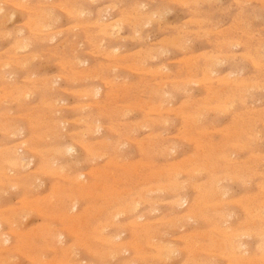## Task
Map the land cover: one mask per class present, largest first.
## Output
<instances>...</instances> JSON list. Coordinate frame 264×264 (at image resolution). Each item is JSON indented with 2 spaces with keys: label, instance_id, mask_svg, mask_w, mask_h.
Wrapping results in <instances>:
<instances>
[{
  "label": "rangeland",
  "instance_id": "obj_1",
  "mask_svg": "<svg viewBox=\"0 0 264 264\" xmlns=\"http://www.w3.org/2000/svg\"><path fill=\"white\" fill-rule=\"evenodd\" d=\"M176 1L0 0V151L10 158L0 152L1 264H264V0ZM111 21L118 30L105 34ZM15 149L25 166L14 164Z\"/></svg>",
  "mask_w": 264,
  "mask_h": 264
},
{
  "label": "bare ground",
  "instance_id": "obj_2",
  "mask_svg": "<svg viewBox=\"0 0 264 264\" xmlns=\"http://www.w3.org/2000/svg\"><path fill=\"white\" fill-rule=\"evenodd\" d=\"M88 1H89V0H88ZM90 1H91V0H90ZM179 1H180V0H179ZM179 1H176V2L178 3ZM182 1H183V0H182ZM188 1H189V0H188ZM218 1H219V0H218ZM244 1H245V0H244ZM147 2H148V1H147ZM183 2H184V1H183ZM196 2H197V1H196ZM262 2H263V1H262ZM12 3H13V2H12ZM16 3H17V2H16ZM22 3H23V2H22ZM119 3H120V2H119ZM123 3H124V2H123ZM171 3H172V1H171ZM174 3H175V2H174ZM17 4H18V3H17ZM17 4H16V5H17ZM62 4H63V3H62ZM137 4H138V3H137ZM137 4H136V5H137ZM218 4H219V3H218ZM237 4H238V3H237ZM261 4H263V3H261ZM20 5H21V4H20ZM20 5H19V7H20ZM52 5H53V4H52ZM52 5H51V6H52ZM63 5H64V4H63ZM79 5H80V4H79ZM110 5H111V4H110ZM212 5H213V4H212ZM41 6H42V5H41ZM54 6H55V5H54ZM61 6H62V5H61ZM61 6H60L59 8H61ZM105 6H106V4H105ZM108 6H109V5H108ZM199 6H200V5H199ZM14 7H16V6H14ZM22 7H23V5H22ZM22 7L19 8V9H22ZM52 7H53V6H52ZM70 7H71V6H70ZM112 7H114V6H112ZM3 8H4V6H3ZM7 8H8V7H7ZM59 8H58V9H59ZM30 9H31V8H30ZM73 9H74V8H73ZM39 10H40V9H39ZM39 10H38V11H39ZM68 10L71 11L69 8H68ZM77 10H78V9H77ZM80 10H81V9H80ZM241 10H242V9H241ZM258 10H259V9H258ZM54 11H55V10H54ZM73 11H75V10H73ZM98 11H99V10H98ZM116 11H117V10H116ZM163 11H164V9H163ZM65 12H66V11H65ZM79 12H80V11H79ZM86 12H87V11H86ZM90 12H91V11H90ZM99 12H100V11H99ZM101 12H102V11H101ZM9 13H10V12H9ZM26 13H27V12H26ZM31 13H32V12H31ZM44 13H45V12H44ZM54 13H55V12H54ZM67 13H68V12H67ZM71 13H72V11H71ZM71 13H70V14H71ZM80 13H81V12H80ZM82 13H83V12H82ZM96 13H97V12H96ZM109 13H110V12H109ZM5 14H6V13H5ZM13 14H14V13H13ZM34 14H35V13H34ZM36 14H37V13H36ZM51 14H53V12H51ZM86 14H87V13H86ZM160 14L162 15V13H160ZM166 14H167V13H166ZM198 14H199V13H198ZM207 14H208V13H207ZM8 15H9V14H8ZM37 15H38V14H37ZM48 15H49V13H48ZM68 15H69V14H68ZM163 15H164V14H163ZM196 15H197V14H196ZM259 15H260V14H259ZM12 16H13V15H12ZM74 16H75V15H73V17H74ZM125 16H126V15H125ZM146 16H147V15H146ZM167 16H169V15L167 14ZM198 16H199V15H198ZM44 17L46 18V16H44ZM49 17H50V16H49ZM51 17H52V16H51ZM75 17H76V16H75ZM86 17H87V16H86ZM89 17H91V16H89ZM165 17H166V16H165ZM206 17H207V16H206ZM12 18H13V17H12ZM12 18H11V19H12ZM56 18H58V17H56ZM60 18H61V17H60ZM80 18H81V17H80ZM132 18H133V17H132ZM150 18H151V17H150ZM157 18H158V17H157ZM162 18H164V17H162ZM166 18H167V17H166ZM166 18H164V19H166ZM7 19H8V16H7ZM7 19H6V20H7ZM11 19L9 20L10 22H11ZM48 19H49V18H48ZM76 19H77V18H76ZM81 19H82V18H81ZM167 19H168V18H167ZM175 19H176V18H175ZM246 19H247V18H246ZM43 20H44V19H43ZM83 20H84V19H83ZM91 20H92V18H91ZM103 20H106V19H103ZM115 20H116V19H115ZM124 20H125V19H124ZM127 20H128V19H127ZM162 20H163V19H162ZM47 21H48V20H47ZM47 21H46V22H47ZM57 21H58V20H57ZM73 21H74V20H73ZM166 21H167V20H166ZM166 21H165V22H166ZM199 21H200V19H199ZM25 22H26V21H25ZM84 22H85V21H84ZM92 22H93V21H92ZM94 22H95V21H94ZM98 22H99V21H98ZM101 22H103V21H101ZM107 22H108V21H107ZM126 22H127V21H126ZM189 22H190V21H189ZM219 22H220V21H219ZM32 23H33V22H32ZM52 23H54V21H53ZM77 23H78V22H77ZM105 23H106V22H105ZM105 23H104V24H105ZM111 23H113V24H109L108 26H104V30L107 31V33H105V34H108V32H111V33H114V34H115V33H116L115 31L118 30L117 27H116V25H115V23H117V22L114 23V21H111ZM162 23H163V22H162ZM170 23H171V22H170ZM196 23H197V22H196ZM5 24H6V23H5ZM8 24H9V23H8ZM8 24H6V25H8ZM86 24H87V23H86ZM94 24H96V23H94ZM94 24H93V25H94ZM101 24H102V23H101ZM104 24H103V25H104ZM16 25H17V24H16ZM18 25H19V24H18ZM23 25H24V24H23ZM28 25H30V24H28ZM31 25H32V24H31ZM78 25H79V24H78ZM105 25H106V24H105ZM2 26H3V24H2ZM32 26H33V25H32ZM45 26H46V25H45ZM81 26H82V25H81ZM81 26H79V27H81ZM94 26H96V25H94ZM239 26H240V25H239ZM251 26H252V25H251ZM66 27H67V26H66ZM92 27H93V26H92ZM96 27H97V26H96ZM101 27H103V26H101ZM101 27H100V28H101ZM134 27H135V26H134ZM213 27H214V26H213ZM216 27H217V26H216ZM2 28H3V27H2ZM41 28H43V26H41ZM119 28H120V27H119ZM136 28H137V27H136ZM39 29H40V28H39ZM141 29H142V28H141ZM60 30H61V29H60ZM65 30H66V29H65ZM210 30H211V29H210ZM15 31H16V30H15ZM19 31H20V30H19ZM56 31H57V30H56ZM70 31H71V30H70ZM94 31H95V30H94ZM133 31H134V30H133ZM188 31H189V30H188ZM31 32H33V31H31ZM35 32H36V31H35ZM60 32H61V31H60ZM65 32H66V31H65ZM80 32H81V31H80ZM100 32H101V31H100ZM100 32H99V33H100ZM140 32H141V31H140ZM203 32H204V31H203ZM206 32H207V31H206ZM241 32H243V31H241ZM17 33H18V32H17ZM38 33H39V32H38ZM47 33H48V32H47ZM51 33H52V32H51ZM62 33H63V32H62ZM75 33H76V32H75ZM138 33H139V32H138ZM7 34H8V33H7ZM11 34H12V33H11ZM43 34H44V33H43ZM49 34H50V33H49ZM83 34H84V33H83ZM94 34H95V33H94ZM148 34H149V33H148ZM203 34H204V33H203ZM256 34H257V33H256ZM41 35H42V34H41ZM240 35H241V34H240ZM72 36H73V35H72ZM79 36H80V35H79ZM93 36H94V35H93ZM113 36H114V35H113ZM132 36H133V35H132ZM147 36H148V35H147ZM200 36H201V35H200ZM109 37L111 38L110 34H109ZM130 37H131V36H130ZM177 37H178V36H177ZM202 37H203V36H202ZM202 37H199V38H202ZM23 38H24V37H23ZM26 38H27V37H26ZM26 38H25V40H26ZM76 38H77V37H76ZM136 38H137V37H136ZM45 39H46V38H45ZM50 39H51V38H50ZM66 39H67V38H66ZM111 39H112V38H111ZM120 39H121V38H120ZM131 39H132V38H131ZM187 39H188V38H187ZM4 40H5V39H4ZM21 40H22V39H21ZM23 40H24V39H23ZM99 40H100V39H99ZM165 40H166V39H165ZM17 41H18V40H17ZM160 41H161V40H160ZM190 41H191V40H190ZM233 41H234V40H233ZM25 42H26V41H25ZM45 42H46V41H45ZM49 42H50V41H49ZM229 42H230V41H229ZM229 42H228V43H229ZM15 43H16V42H15ZM20 43H21V42H20ZM20 43H19V44H20ZM41 43H42V42H41ZM91 43H92V42H91ZM103 43H104V42H103ZM156 43H157V41H156ZM0 44H1V43H0ZM9 44H10V43H9ZM26 44H27V43H26ZM32 44H33V43H32ZM38 44H39V43H38ZM38 44H37V45H38ZM149 44H150V42H149ZM164 44H165V42H164ZM171 44H172V43H171ZM229 44H230V43H229ZM236 44H237V42H236ZM20 45H21V44H20ZM33 45H35V44H33ZM39 45H40V44H39ZM18 46H19V45H18ZM24 46H25V45H24ZM24 46L22 45V47H24ZM27 46H28V45H27ZM91 46H93V45H91ZM110 46H111V45H110ZM110 46H109V47H110ZM191 46H192V45H191ZM15 47H16V46H15ZM80 47H81V46H80ZM96 47H97V46H96ZM96 47H95V48H96ZM116 47H117V46H116ZM184 47H185V46H184ZM10 48H11V47H10ZM19 48H21V46H20ZM25 48H26V46H25ZM110 48H111V47H110ZM185 48H186V47H185ZM185 48H184V49H185ZM218 48H219V47H218ZM252 48H253V47H252ZM21 49H22V48H21ZM187 49H188V48H187ZM258 49H260V48H258ZM48 50H49V49H48ZM73 50H74V49H73ZM110 50H111V49H110ZM124 50H125V48H124ZM135 50H136V49H135ZM138 50H139V49H138ZM15 51H16V50H15ZM22 51H23V50H22ZM31 51H32V50H31ZM70 51H71V49H70ZM94 51H95V50H94ZM108 51H109V50H108ZM181 51H182V50H181ZM185 51H186V50H185ZM188 51H189V50H188ZM191 51H192V50H191ZM2 52H3V51H2ZM152 52L155 54L154 51H152ZM4 53H6V52H4ZM27 53H28V52H27ZM84 53H85V52H84ZM119 53H120V52H119ZM19 54H20V53H19ZM70 54H71V53H70ZM75 54H76V51H75ZM77 54H78V53H77ZM90 54H91V53H90ZM90 54H89V55H90ZM145 54H146V53H145ZM151 54H152V53H151ZM161 54H164V52H162ZM198 54H199V53H198ZM225 54H226V53H225ZM227 54H229V53H227ZM0 55H1V54H0ZM32 55H33V54H32ZM49 55H50V54H49ZM114 55H115V54H114ZM131 55H132V53H131ZM146 55H147V54H146ZM165 55H166V54H165ZM47 56H48V55H47ZM111 56H112V55H111ZM115 56H116V55H115ZM122 56H123V55H122ZM198 56H199V55H198ZM200 56H201V53H200ZM220 56H221V55H220ZM224 56H225V55H224ZM232 56H233V54H232ZM8 57H10V56H8ZM35 57H36V56H35ZM118 57H119V56H118ZM233 57H234V56H233ZM239 57H240V56H239ZM11 58H12V56H11ZM13 58H14V57H13ZM51 58H52V57H51ZM68 58H69V57H68ZM72 58H73V57H72ZM75 58H76V57H75ZM113 58H114V57H113ZM122 58H123V57H122ZM195 58H198V57H195ZM73 59H74V58H73ZM82 59H83V58H82ZM110 59H112V58H110ZM115 59H116V58H115ZM119 59H120V58H119ZM138 59H139V58H138ZM141 59L143 60V58H141ZM221 59H222V58H221ZM243 59H244V58H243ZM194 60H195V59H194ZM215 60H216V59H215ZM241 60H242V59H241ZM176 61H177V60H176ZM217 61H218V60H217ZM59 62H60V61H59ZM69 62H70V60H69ZM234 62H236V61H234ZM237 62H238V61H237ZM237 62H236V63H237ZM239 62H240V61H239ZM6 63H7V62H6ZM70 63H71V62H70ZM188 63H189V62H188ZM215 63H216V62H215ZM242 63H243V62H242ZM259 63H261V62H259ZM262 63H263V62H262ZM13 64H14V63H13ZM59 64H60V63H59ZM134 64H135V63H134ZM252 64H253V63H252ZM47 65H48V64H47ZM47 65H46V66H47ZM0 66H1V65H0ZM21 66H22V65H21ZM50 66H51V65H50ZM59 66H60V65H59ZM106 66H107V65H106ZM116 66H117V65H116ZM123 66H124V65H123ZM142 66H143V65H142ZM240 66H241V65H240ZM242 66H243V65H242ZM253 66H254V65H253ZM3 67H4V65H3ZM12 67H13V66H12ZM43 67H45V66L43 65ZM75 67H76V66H75ZM111 67H112V66H111ZM148 67H149V66H148ZM188 67H189V66H188ZM4 68H5V67H4ZM8 68H9V67H8ZM18 68L20 69V66H18ZM18 68H17V69H18ZM31 68H32V67H31ZM119 68H120V67H119ZM141 68H142V67H141ZM149 68H150V67H149ZM239 68H240V67H239ZM0 69H1V68H0ZM14 69H15V68H14ZM39 69H41V68L39 67ZM113 69H114V68H113ZM156 69H157V68H156ZM165 69H166V68H165ZM165 69H164V70H165ZM246 69H247V68H246ZM44 70H45V69H44ZM57 70H58V69H57ZM81 70H82V69H81ZM81 70H80V71H81ZM130 70H131V69H130ZM151 70H152V68H151ZM151 70H150V71H151ZM12 71H13V70H12ZM15 71H16V70H15ZM38 71H39V70H38ZM103 71H104V69H103ZM6 72H8V71H6ZM28 72H29V71H28ZM28 72H27V73H28ZM68 72H69V71H68ZM83 72H84V71H83ZM92 72H94V71H92ZM117 72H118V71H117ZM117 72H116V73H117ZM160 72H161V71H160ZM9 73H10V72H9ZM27 73H26V74H27ZM47 73H48V72H47ZM116 73H115V74H116ZM141 73H142V72H141ZM154 73H155V72H154ZM212 73H213V72H212ZM4 74H6V73H4ZM12 74H13V72H12ZM30 74H31V73H30ZM44 74H45V73H44ZM90 74H91V73H90ZM107 74H108V73H107ZM160 74H162V73H160ZM167 74H168V73H167ZM206 74H207V73H206ZM224 74H225V73H224ZM230 74H231V72H230ZM41 75H42V74H41ZM61 75H62V73H61ZM77 75L79 76V74H77ZM81 75H82V74H81ZM111 75H112V74H111ZM116 75H117V74H116ZM121 75H122V74H121ZM236 75H237V74H236ZM2 76H3V75H2ZM4 76H5V75H4ZM23 76H24V75H23ZM38 76H39V75H38ZM50 76H51V75H50ZM55 76H57V75H55ZM62 76H63V75H62ZM84 76H85V73H84ZM84 76H83V77H84ZM117 76H118V75H117ZM125 76H126V75H125ZM158 76H159V75H158ZM162 76H163V75H162ZM210 76H212V74H211ZM220 76H221V75H220ZM238 76H239V75H238ZM57 77H58V76H57ZM76 77H77V76H76ZM80 77H81V79H82V76H80ZM85 77H86V76H85ZM96 77H97V76H96ZM96 77H95V79H96ZM215 77H216V76H215ZM224 77H225V76H224ZM226 77H227V76H226ZM236 77H237V76H236ZM0 78H1V77H0ZM43 78H44V77H43ZM216 78H217V77H216ZM220 78H221V77H220ZM232 78H233V77H232ZM1 79H2V78H1ZM1 79H0V80H1ZM11 79H12V78H11ZM14 79H15V78H14ZM52 79H53V78H52ZM52 79H51V80H52ZM55 79H56V78H55ZM59 79H60V78H59ZM66 79H67V78H66ZM87 79H88V78H87ZM92 79H93V78H92ZM92 79L90 78V80H92ZM125 79H126V78H125ZM148 79H149V78H148ZM211 79H212V78H211ZM213 79H214V78H213ZM5 80H6V79H5ZM12 80H13V79H12ZM15 80H16V79H15ZM53 80H54V79H53ZM71 80H72V79H71ZM215 80H216V79H215ZM220 80H221V79H220ZM238 80H239V79H238ZM241 80H242V79H241ZM9 81H10V80H9ZM25 81H26V80H25ZM30 81H31V80H30ZM80 81H81V80H80ZM84 81H85V80H84ZM87 81H88V80H87ZM108 81H109V80H108ZM111 81H112V79H111ZM170 81H171V80H170ZM182 81H183V80H182ZM198 81H199V80H198ZM229 81H230V80H229ZM12 82H13V81H12ZM52 82H53V81H52ZM93 82H95V81H93ZM162 82H163V81H162ZM183 82H185V80H184ZM183 82H181V83H183ZM189 82H190V81H189ZM191 82H192V81H191ZM208 82H209V81H208ZM215 82H216V81H215ZM222 82H223V81H222ZM233 82H234V81H233ZM50 83H51V82H50ZM69 83H70V82H69ZM81 83H82V82H81ZM85 83H86V82H85ZM91 83H92V82H91ZM104 83H105V82H104ZM66 84H67V83H66ZM71 84H72V83H71ZM77 84H78V83H77ZM110 84H111V83H110ZM124 84H125V83H124ZM164 84H165V83H164ZM166 84H167V82H166ZM183 84H184V83H183ZM197 84H198V82H197ZM223 84H225V83H223ZM239 84H240V83H239ZM17 85H18V84H17ZM52 85H53V84H52ZM55 85H56V84H55ZM57 85H58V84H57ZM91 85H94V84H91ZM98 85H99V84H98ZM233 85H234V84H233ZM235 85H237V84H235ZM256 85H257V84H256ZM256 85H255V86H256ZM94 86H95V85H94ZM104 86H105V85H104ZM160 86H161V85H160ZM255 86H254V87H255ZM88 87H89V86H88ZM90 87H91V86H90ZM96 87H98V86H96ZM107 87H108V86H107ZM177 87H178V86H177ZM210 87H211V86H210ZM22 88H23V87H22ZM38 88H39V86H38ZM49 88H50V87H49ZM84 88H85V87H84ZM262 88H263V86H262ZM4 89H5V88H4ZM8 89H9V88H8ZM17 89H18V88H17ZM34 89H35V88H34ZM62 89H63V88H62ZM88 89H89V88H88ZM184 89H185V88H184ZM190 89H191V88H190ZM212 89H213V88H212ZM224 89H225V88H224ZM257 89H258V88H257ZM1 90H2V89H1ZM1 90H0V91H1ZM9 90H10V89H9ZM25 90H26V89H25ZM29 90H30V89H29ZM98 90H99V89H97V91L94 92V95H97V96H98L99 93H101V92H99ZM100 90H101V89H100ZM122 90H123V89H122ZM192 90H193V89H192ZM6 91H7V90H6ZM22 91H23V90H22ZM33 91H34V90H33ZM50 91H51V90H50ZM59 91H60V90H59ZM59 91H58V92H59ZM83 91H84V90H83ZM85 91H86V90H85ZM85 91H84V92H85ZM88 91H89V90H88ZM120 91H121V90H120ZM221 91H222V90H221ZM19 92H21V91H19ZM25 92L28 94L29 91L27 92V90H26ZM25 92L23 91V93H25ZM35 92L38 93V92H40V91L37 90V91H35ZM45 92H46V91H44V93H45ZM51 92H52V91H51ZM0 93H1V92H0ZM40 93H41V92H40ZM40 93H38L37 95L40 96V95H39ZM49 93H50V92H49ZM79 93H80V92H79ZM85 93H87V91H86ZM88 93H89V92H88ZM163 93H164V92H163ZM33 94H35V93H31L30 95H33ZM46 94H47V92H46ZM90 94H91V92H90ZM5 95H6V94H5ZM11 95H12V94H11ZM30 95H28V96H30ZM162 95H163V94H162ZM242 95H243V94H242ZM9 96H10V95H9ZM15 96H16V95H15ZM22 96H23V95H22ZM44 96H45L44 98H45V100H46L48 96L46 97L45 94H44ZM49 96H50V95H49ZM92 96H93V95H92ZM11 97H14V96H11ZM24 97H25V96H24ZM85 97H86V96H85ZM90 97H91V96H90ZM90 97H89V98H90ZM98 97H99V96H98ZM190 97H191V95H190ZM14 98H17V97H14ZM18 98H19V97H18ZM18 98H17V99H18ZM44 98H43V99H44ZM49 98H50V97H49ZM49 98H48V100H49ZM56 98H57V97H56ZM64 98H65V97H64ZM82 98H83V97H82ZM172 98H173V97H172ZM213 98H215V97H213ZM2 99H3V97H2ZM20 99H21V97H20ZM23 99H24V98H23ZM34 99H35V98H34ZM52 99H54V98H52ZM52 99H51V100H52ZM77 99H78V98H77ZM159 99H160V98H159ZM167 99H168V98H167ZM6 100H7V99H6ZM58 100H60V101L63 102V99H61V98H58ZM164 100H165V99H164ZM186 100H187V99H186ZM188 100H189V99H188ZM261 100H262V99H261ZM0 101H1V100H0ZM13 101H14V100H13ZM17 101H18V100H17ZM21 101H22V100H21ZM23 101H24V100H23ZM23 101H22V102H23ZM60 101H59V102H60ZM10 102H11V101H10ZM59 102L57 101L58 104H59ZM66 102H67V101H66ZM97 102H98V101H97ZM97 102H96V103H97ZM144 102H145V101H144ZM205 102H206V101H205ZM229 102H230V101H229ZM8 103H9V102H8ZM14 103H15V102H14ZM43 103H47V102H43ZM48 103H50V102H48ZM54 103H55V102H54ZM76 103H77V102H76ZM161 103H162V102H161ZM191 103H192V102H191ZM223 103H224V102H223ZM223 103H222V104H223ZM5 104H7V103H5ZM10 104H11V103H10ZM12 104H13V103H12ZM22 104H23V103H22ZM50 104H51V103H50ZM55 104H56V103H55ZM82 104H83V103H82ZM158 104H159V102H158ZM225 104H227V102H226ZM225 104H224V105H221V106H225ZM228 104H229V103H228ZM230 104H231V103H230ZM230 104H229V105H230ZM43 105H44V104H43ZM48 105H49V104H48ZM48 105H46V106H48ZM56 105H57V104H56ZM87 105H89V104H87ZM90 105H91V104H90ZM93 105H94V104H93ZM93 105H92V106H93ZM123 105H124V104H123ZM155 105H156V104H155ZM219 105H220V104H219ZM46 106H45V107H46ZM49 106H50V105H49ZM81 106H82V105H81ZM83 106H85V105H83ZM157 106H159V105H157ZM226 106H227V105H226ZM0 107H1V106H0ZM5 107H6V106H5ZM22 107H23V106H22ZM52 107H53V105H52ZM76 107H77V106H76ZM126 107H127V106H126ZM184 107H185V106H184ZM199 107H200V106H199ZM53 108H57V107H53ZM78 108H79V106H78ZM160 108H161V107H160ZM219 108H220V107H219ZM219 108H218V109H219ZM26 109H27V108H26ZM50 109H51V107H50ZM59 109H60V107H59ZM65 109H66V107H65ZM131 109H132V108H131ZM169 109H170V108H169ZM169 109H168V110H169ZM172 109H173V108H172ZM222 109H223V107H222ZM73 110H74V109H73ZM76 110H77V109H76ZM91 110H92V108H91ZM100 110H101V109H100ZM224 110H225V109H224ZM251 110H252V109H251ZM59 111H60V110H59ZM61 111H62V110H61ZM89 111H90V110H89ZM214 111H215V109H214ZM9 112H10V110H9ZM12 112H13V111H12ZM34 112H35V111H34ZM51 112H52V110H51ZM76 112H77V111H76ZM87 112H88V111H87ZM173 112H174V111H173ZM201 112H202V111H201ZM30 113H31V112H30ZM52 113H54V112H52ZM61 113H62V112H61ZM78 113H79V112H78ZM80 113H81V111H80ZM83 113H84V112H83ZM219 113H220V112H219ZM219 113H218V114H219ZM145 114H146V113H145ZM157 114H158V113H157ZM218 114H217V115H218ZM5 115H6V114H5ZM29 115H30V114H29ZM80 115H81V114H80ZM84 115H85V114H84ZM97 115H98V114H97ZM130 115H131V114H130ZM27 116H28V115H27ZM60 116H61V115L59 114V117H60ZM82 116H83V115H82ZM120 116H121V115H120ZM15 117H16V116H15ZM44 117H45V116H44ZM47 117H48V116H47ZM55 117H56V116H55ZM59 117H58V118H59ZM85 117H86V116H85ZM2 118H3V117H2ZM42 118H43V117H42ZM66 118H67V117H66ZM87 118H88V117H87ZM91 118H92V117H91ZM95 118H96V117H95ZM189 118H190V117H189ZM55 119H56V118H55ZM118 119H119V118H118ZM145 119H146V118H145ZM185 119H186V118H185ZM223 119H224V118H223ZM21 120H22V119H21ZM14 121H15V120H14ZM17 121H18V120H17ZM61 121H62V120H61ZM74 121H75V120H74ZM10 122H12V120H11ZM55 122H57V121H55ZM55 122H54V123H55ZM93 122H94V121H93ZM96 122H97V121H96ZM98 122H99V121H98ZM22 123H23V122H22ZM25 123H26V122H25ZM47 123H48V122H47ZM77 123H78V122H77ZM100 123H101V122H100ZM36 124H37V123H36ZM59 124H60V122H59ZM59 124H58V125H59ZM89 124H90V126L93 127V124H92V125H91V123H89ZM95 124H96V123H94V125H95ZM98 124H99V123H98ZM134 124H135V123H134ZM218 124H219V123H218ZM1 125H2V124H1ZM1 125H0V126H1ZM55 125H56V123H55ZM58 125H56V127H54V128H57ZM140 125H141V124H140ZM16 126H17V125H16ZM16 126H15V127H16ZM31 126H32V125H31ZM35 126H36V125H35ZM59 126H60V125H59ZM87 126H88V125H87ZM96 126H97V125H96ZM96 126H95V127H96ZM207 126H208V125H207ZM209 126H210V125H209ZM40 127H41V126H40ZM99 127H100V126H99ZM129 127H130V126H129ZM183 127H184V126H183ZM229 127H230V126H229ZM33 128H34V127H33ZM51 128H52V127H51ZM54 128H53V130H54ZM64 128H65V127H64ZM90 128H91V127H90ZM90 128H89V130H90ZM100 128H101V127H100ZM100 128L96 127L97 131H98ZM189 128H190V127H189ZM200 128H201V127H200ZM13 129H14V128H13ZM17 129H18V128H17ZM58 129H59V128H58ZM101 129H102V128H101ZM26 130H27V129H26ZM131 130H132V128H131ZM9 131H10V130H9ZM39 131H41V130H39ZM55 131H56V129H55ZM91 131H92V134H93L94 131H93L92 129H91ZM97 131H96V132H97ZM110 131H111V130H110ZM164 131H165V130H164ZM164 131H163V132H164ZM202 131H203V130H202ZM4 132H5V131H4ZM11 132H12V131H10V133H11ZM20 132H21V131H20ZM20 132H18V133H20ZM45 132H46V131H45ZM52 132H53V131H52ZM56 132H57V131H56ZM79 132H80V131H79ZM96 132H94V133H96ZM99 132H100V131H99ZM99 132H97V133H99ZM163 132H162V133H163ZM205 132H206V131H205ZM214 132H215V131H214ZM235 132H236V131H235ZM8 133H9V132H8ZM16 133H17V131H16ZM60 133H61V132H59L58 135H60ZM97 133H96V134H97ZM6 134H7V133H6ZM13 134H14V132H13ZM44 134H45V133H44ZM77 134H78V133H77ZM77 134H76V137L78 136ZM88 134H89V133H88ZM88 134H86V136H87ZM129 134H130V133H129ZM157 134H159V133H157ZM2 135H3V134H2ZM49 135H50V134H49ZM49 135H48V137H49ZM52 135H53V133H52ZM52 135H50V136H52ZM134 135H135V134H134ZM145 135H146V134H145ZM15 136H16V134H15ZM42 136H45V135H42ZM86 136H83V137H86ZM91 136H92V135H91ZM128 136H129V135H128ZM147 136H148V135H147ZM156 136H157V135H156ZM187 136H188V135H187ZM16 137H17V136H16ZM206 137H207V136H206ZM4 138H5V137H4ZM56 138H57V136H56ZM80 138H82V137L80 136ZM94 138H95V137H94ZM125 138H126V137H125ZM35 139H36V138H35ZM41 139H42V138H41ZM95 139H96V138H95ZM103 139H104V138H103ZM106 139H107V138H106ZM9 140H10V139H9ZM22 140H23V139H22ZM30 140H31V139H30ZM33 140H34V139H33ZM50 140H51V142H52V140H53L54 143L56 142V141H54L55 139H50ZM82 140H83V139H82ZM84 140H85V139H84ZM101 140H102V139H101ZM203 140H204V139H203ZM25 141H26V140H25ZM28 141H29V140H28ZM31 141H32V140H31ZM39 141H40V140H39ZM62 141H63V140H62ZM108 141H109V140H108ZM134 141H135V139H134ZM136 141H137V140H136ZM143 141H144V140H143ZM151 141H152V140H151ZM154 141H155V140H154ZM196 141H197V140H196ZM258 141H259V140H258ZM17 142H18V141H17ZM29 142H30V141H29ZM51 142H50V143H51ZM58 142H61V141L59 140ZM58 142L55 143V145H54L55 147H57L56 144H57ZM75 142H76V141H75ZM81 142H82V141H81ZM103 142H104V141H103ZM2 143H3V142H1L0 144H2ZM50 143H49V144H50ZM63 143H64V142H63ZM101 143H102V142H101ZM137 143H138V142H137ZM58 144H59V143H58ZM58 144H57V145H58ZM60 144H62V143H60ZM76 144H77V142H76ZM85 144H86V143H85ZM105 144H107V143H105ZM143 144H144V143H143ZM263 144H264V143H263ZM16 145H17V144H16ZM35 145H37V144L35 143ZM82 145H83V144H82ZM116 145H117V144H116ZM257 145H259V144H257ZM59 146H60V145H59ZM59 146H58L57 148H55V150H56V149L59 150V149H60ZM85 146H86V145H85ZM178 146H179V145H178ZM19 147H20V146H19ZM25 147H26V146H25ZM33 147H34V145H33ZM65 147H67V146H65ZM65 147H63V149H61V150L64 151V148H65ZM70 147H71V146H70ZM106 147H108V146H106ZM117 147H118V145H117ZM117 147H116V148H117ZM123 147H124V146H123ZM8 148H9V147H8ZM14 148H15V147H14ZM58 148H59V149H58ZM74 148H75V147H74ZM88 148H89V147H88ZM10 149H12V148H10ZM16 149H17V147H16ZM16 149L13 151L14 153H12V151L10 152V153H11V157L13 158V161H15L14 164L17 163V165H19V163H20V164H22L23 166H25L26 163H24V160H26V159L15 157V156H16V154H15ZM22 149H23V148H22ZM39 149H40V148H39ZM86 149H87V148H86ZM126 149H127V148H126ZM3 150H5V149L3 148ZM3 150H2V152H3ZM7 150H9V149H7ZM43 150H44V149H43ZM43 150H42V151H43ZM50 150H51V149H50ZM65 150L67 151V148H66ZM84 150H85V149H84ZM117 150H118V148H117ZM18 151H20V149H19ZM51 151H52V150H51ZM53 151H54V150H53ZM69 151H72V149H69ZM90 151H91V150H90ZM255 151H256V150H255ZM0 152H1V151H0ZM2 152H1V153H2ZM5 152H6V151H5ZM38 152H39V151H38ZM47 152H48V151H47ZM55 152H60V150H59V151H54V153H55ZM85 152H86V151H85ZM91 152H92V151H91ZM98 152H99V151H98ZM124 152H125V151H124ZM129 152H130V151H129ZM3 153H4V152H3ZM8 153H9V152H8ZM16 153H17V152H16ZM52 153H53V152H52ZM52 153H51V155H52ZM61 153H62V151H61ZM63 153L65 154V151H64ZM66 153H67V152H66ZM122 153H123V152H122ZM222 153H223V152H222ZM256 153H257V152H256ZM4 154H5V153H4ZM31 154H33V152H32ZM55 154H58V157H60L59 155H61V154H59V153H55ZM55 154H54V155H55ZM88 154L90 155V157L92 156L91 153H88ZM95 154H96V153H95ZM95 154H94V155H95ZM130 154H131V152H130ZM130 154H129V155H130ZM181 154H182V153H181ZM232 154H233V153H232ZM37 155H38V154H37ZM94 155H93V156H94ZM131 155H132V154H131ZM1 156L3 157V155H1ZM9 156H10V155H9ZM61 156H63V155H61ZM93 156H92V157H93ZM102 156H103V155H102ZM113 156H114V155H113ZM122 156H123V155H122ZM188 156H189V155H188ZM2 157H0V158L2 159ZM4 157L9 158V157H7L6 154H5ZM41 157H42V156H41ZM50 157H51V156H50ZM52 157H54V158L56 157V158H55V161L58 160L57 162H59V160H61V159H57V158H58L57 155H56V156H52ZM63 157H64V156H63ZM63 157H62V158H63ZM131 157H132V156H131ZM222 157H223V156H222ZM37 158H38V157H37ZM48 158H49V157H48ZM54 158H50V159H53V160H54ZM64 158H65V157H64ZM66 158H67V157H66ZM96 158H97V157H96ZM9 159H10V158H9ZM67 159H68V158H67ZM171 159H173V158H171ZM219 159H222V158H219ZM3 160H4V159H3ZM147 160H148V159H147ZM193 160H194V159H193ZM225 160H226V159H225ZM8 161H9V160H8ZM42 161H43V160H42ZM55 161H54V162H55ZM182 161H183V160H182ZM2 162H3V161H2ZM4 162H5V161H4ZM11 162H12V159H11V161L9 162V164H10ZM44 162H45V160H44ZM44 162H41V163H44ZM46 162L49 163L50 161H47V160H46ZM90 162H91V161H90ZM106 162H107V161H106ZM121 162H122V161H121ZM228 162H229V161H228ZM259 162H260V161H259ZM51 163H52V162H51ZM86 163H87V162H86ZM137 163H139V162H137ZM137 163H136V164H137ZM170 163H172V162H170ZM9 164H8V165H9ZM72 164H73V163H72ZM72 164H71V165H72ZM116 164H117V163H116ZM139 164H140V163H139ZM173 164H174V163H172V165H173ZM194 164H195V163H194ZM22 165H21V166H22ZM39 165H40V164H39ZM45 165H46V163H45ZM48 165H49V164H48ZM74 165H75V164H74ZM106 165H107V163H106ZM137 165H138V164H137ZM185 165H186V164H185ZM1 166H2V165H1ZM1 166H0V167H1ZM11 166H12V168H8V166H7V169H8V170L10 169L11 172L13 171V170H11V169H13L14 167H16L17 169H18L19 167H21V166L17 167V166H15V165H13V164H11ZM11 166L9 165V167H11ZM141 166H142V165H141ZM173 166H174V165H173ZM249 166H250V165H249ZM2 167H3V166H2ZM43 167H44V166H43ZM74 167H75V166H74ZM82 167H83V166H82ZM112 167H113V166H112ZM212 167H213V166H212ZM22 168H23V167H22ZM56 168H57V167H56ZM56 168H55V169H56ZM102 168H103V167H102ZM122 168H123V167H122ZM172 168H173V167H172ZM2 169H6V168L3 167ZM36 169H37V168H36ZM36 169H35V170H36ZM55 169L53 170L54 172H56V170H57V169H56V170H55ZM60 169H61V168H60ZM120 169H121V168H120ZM124 169H125V167L123 168V170H124ZM174 169H175V168H174ZM202 169H203V168H202ZM14 170L16 171V169H14ZM18 170H19V169H18ZM18 170H17V171H18ZM39 170H41V169H39ZM73 170H75V169H73ZM5 171H7V170H5ZM10 171H9V172H10ZM49 171H51V170H49ZM127 171H128V170H127ZM175 171H176V170H175ZM0 172H2L1 169H0ZM21 172H22V170H21ZM46 172H47V171H46ZM96 172H97V171H96ZM110 172H111V171H110ZM173 172H174V171H173ZM193 172H194V170H193ZM205 172H206V171H205ZM29 173H30V172H29ZM38 173H39V172H38ZM40 173H41V172H40ZM40 173H39V174H40ZM56 173H57V172H56ZM58 173H59V172H58ZM117 173H118V172H117ZM125 173H126V172H125ZM167 173H168V172H167ZM4 174H7V172H6V173L4 172ZM49 174H50V173H49ZM51 174H52V173H51ZM82 174H83V173H82ZM82 174L80 173V175H82ZM92 174H93V173H92ZM110 174H111V173H110ZM118 174H119V173H118ZM34 175H35V174H34ZM34 175H33V176H34ZM66 175H67V174H66ZM78 175H79V174H78ZM78 175L75 174L76 177H79ZM83 175H85V174H83ZM87 175H88V173H87ZM184 175H185V174H184ZM191 175H192V174H191ZM256 175H257V174H256ZM25 176H27V175H25ZM49 176H50V175H49ZM51 176H52V175H51ZM62 176H63V174H62ZM90 176H91V174H90ZM96 176H97V175H96ZM109 176H110V175H109ZM197 176H198V175H197ZM199 176H200V175H199ZM212 176H214V175L212 174ZM215 176H216V175H215ZM262 176H263V175H262ZM2 177H4V176H2ZM10 177H11V176H10ZM82 177H83V176H82ZM146 177H147V176H146ZM190 177H191V176H190ZM0 178H1V177H0ZM5 178H7V177L5 176ZM8 178H9V177H8ZM14 178H15V177H14ZM211 178H212V177H211ZM236 178H237V177H236ZM247 178H248V177H247ZM252 178H253V177H252ZM23 179H24V178H23ZM42 179H43V178H42ZM42 179H41V181H42ZM48 179H49V178H48ZM68 179H70V178H68ZM78 179H79V178H78ZM191 179H192V178H191ZM230 179H232V178H230ZM7 180H10V178L7 179ZM21 180H22V179H21ZM31 180H32V178H31ZM75 180H76V178H75ZM83 180H84V179H83ZM87 180H88V177H87ZM89 180H90V179H89ZM148 180H149V179H148ZM192 180H193V179H192ZM11 181H12V180H11ZM23 181H24V180H23ZM46 181H47V180H46ZM72 181H73V180H72ZM111 181H112V180H111ZM118 181H119V179H118ZM153 181H154V180H153ZM228 181H229V180H228ZM235 181H236V180H235ZM241 181H242V180H241ZM39 182H40V181H39ZM77 182H79V180H78ZM100 182H101V181H100ZM124 182H125V181H123V183H124ZM142 182H143V181H142ZM185 182H186V181H185ZM3 183H4V182H3ZM40 183H41V182H40ZM40 183H39V186H40ZM73 183H75V182H73ZM91 183H92V182H91ZM117 183H118V182H117ZM176 183H177V182H176ZM245 183H246V182H245ZM29 184H31V182H30ZM32 184H34V183L32 182ZM52 184H53V183H52ZM182 184H183V183H182ZM189 184H190V183H189ZM209 184H210V183H209ZM261 184H262V183H261ZM1 185H2V184H1ZM14 185H15V184H14ZM107 185H108V184H107ZM153 185H154V184H153ZM262 185H263V184H262ZM6 186H7V185H6ZM56 186H57V184H56ZM81 186H82V185H81ZM114 186H115V185H114ZM197 186H198V183H197ZM197 186H196V187H197ZM210 186H211V184H210ZM244 186H245V185H244ZM248 186H249V185H248ZM8 187H9V186H8ZM52 187H53V186H52ZM106 187H107V186H106ZM143 187H145V186H143ZM207 187H208V186H207ZM217 187H220V186H217ZM217 187H216V188H217ZM221 187H222V186H221ZM221 187H220V188H221ZM12 188H13V187H12ZM44 188H45V187H44ZM54 188H55V187H54ZM104 188H105V187H104ZM152 188H154V187H152ZM161 188H162V187H161ZM182 188H183V187H182ZM194 188H195V187H194ZM223 188H224V187H223ZM226 188H227V187H226ZM1 189H2V188H1ZM4 189L8 190L7 188H4ZM30 189H31V188H30ZM39 189H40V188H39ZM51 189H52V188H51ZM58 189H59V188H58ZM159 189H160V188H159ZM159 189L157 188V190H159ZM260 189H261V188H260ZM9 190H10V189H9ZM19 190H20V189H19ZM55 190H56V189H55ZM166 190H167V189H166ZM166 190H165V191H166ZM174 190H175V189H174ZM196 190H197V189H196ZM207 190H209V189H207ZM42 191H43V190H42ZM51 191H52V190H50V192H51ZM140 191H141V190H140ZM152 191H154V190H152ZM162 191H163V190H162ZM171 191H172V189H171ZM214 191H215V189H214ZM37 192H38V191H37ZM54 192H55V191H54ZM116 192L118 193V190H117ZM156 192H157V191H156ZM156 192H155V193H156ZM179 192H181V191H179ZM225 192H226V191H225ZM227 192H228V191H227ZM246 192H247V191H246ZM11 193H12V192H11ZM14 193H15V192H14ZM86 193H87V192H86ZM145 193H146V192H145ZM181 193H182V192H181ZM12 194H13V193H12ZM53 194H54V193H53ZM53 194H52V195H53ZM79 194H80V193H79ZM82 194H83V193H82ZM115 194H116V193H115ZM147 194H148V193H147ZM200 194H201V193H200ZM209 194H210V193H209ZM209 194H208V195H209ZM50 195H51V194H50ZM108 195H109V194H108ZM151 195H152V194H151ZM158 195H159V194H158ZM178 195H179V194H178ZM178 195H177V196H178ZM181 195H183V194H181ZM215 195H216V194H215ZM2 196H3V193H2ZM5 196H7V195H5ZM30 196H31V195H30ZM140 196H141V195H140ZM225 196H226V195H225ZM46 197H47V196H46ZM46 197H45V198H46ZM118 197H119V196H118ZM143 197H144V196H143ZM150 197H152V196H150ZM200 197H201V196H200ZM213 197H214V196H213ZM261 197H262V196H261ZM32 198H33V197H32ZM96 198H97V197H96ZM101 198H102V197H101ZM120 198H121V196H120ZM46 199H47V198H46ZM48 199H49V198H48ZM71 199H73V198H71ZM136 199H137V198H136ZM255 199H256V198H255ZM26 200H27V199H26ZM34 200H35V198H34ZM34 200H33V201H34ZM44 200H45V199H44ZM49 200H51V199H49ZM157 200H158V199H157ZM160 200H161V199H160ZM230 200H232V199H230ZM238 200H239V199H238ZM20 201H21V200H20ZM71 201H72V200H71ZM219 201H220V200H219ZM2 202H4V201H2ZM17 202H19V201H17ZM50 202H51V201H50ZM142 202H143V200H142ZM161 202H162V201H161ZM163 202H164V201H163ZM176 202L178 203V200H177ZM232 202H233V201H232ZM245 202H246V201H245ZM4 203H5V202H4ZM116 203H117V202H116ZM125 203H126V202H125ZM136 203H137V202H136ZM136 203H135V204H136ZM183 203L186 204V205H188L189 201L187 202L186 199H183ZM226 203H227V202H226ZM252 203H253V202H252ZM24 204H25V203H24ZM49 204H50V203H49ZM99 204H100V202H99ZM179 204H180V203H179ZM197 204H198V203H197ZM228 204H229V203H228ZM35 205H36V203H35ZM41 205H42V204H41ZM44 205H45V204H44ZM129 205H130V204H129ZM132 205H133V203H132ZM132 205L129 206V207H132ZM165 205H166V204H165ZM220 205H221V204H220ZM229 205H230V204H229ZM8 206H9V205H8ZM12 206H14V205H12ZM15 206H16V205H15ZM22 206H23V205H22ZM69 206L71 207L70 209L75 210V209H77V207H78V203H77V202H74V203H71ZM125 206H126V205H125ZM127 206H128V205H127ZM175 206H176V205H175ZM222 206H223V205H222ZM231 206H232V205H231ZM246 206H247V205H246ZM246 206H245V207H246ZM257 206H258V205H257ZM259 206H260V205H259ZM259 206H258V208H259ZM2 207H3V206H2ZM44 207H46V206H44ZM122 207H123V206H122ZM255 207H256V206H255ZM16 208H17V207H16ZM16 208H15V209H16ZM20 208H21V207H20ZM37 208H38V207H37ZM57 208H58V207H57ZM102 208H103V207H102ZM154 208H155V207H154ZM156 208H157V207H156ZM236 208H237V207H236ZM23 209H24V208H23ZM23 209H22V210H23ZM29 209H30V208H29ZM34 209H35V208H34ZM97 209H98V208H97ZM123 209L125 210V207H124ZM123 209H122V210H121V209L119 210V208H118L119 211H123ZM210 209H211V208H210ZM210 209H209V210H210ZM19 210H20V209H19ZM24 210H25V209H24ZM24 210H23V211H24ZM42 210H43V209H42ZM68 210H69V209H68ZM152 210H153V209H152ZM20 211H21V210H20ZM37 211H38V210H37ZM78 211H79V210H78ZM113 211H115V210H113ZM136 211H137V210H136ZM155 211H156V209H155ZM255 211H256V210H255ZM259 211H260V210H259ZM111 212H112V210H111ZM115 212H116V211H115ZM125 212H126V210H125ZM151 212H152V211H151ZM214 212H215V211H214ZM223 212H224V211H223ZM225 212H226V211H225ZM230 212H231V211H230ZM23 213H24V212H23ZM28 213H29V212H28ZM32 213H33V212H31V214H32ZM63 213H64V212H63ZM112 213L115 214L114 212H112ZM128 213H129V212H128ZM130 213H131V212H130ZM133 213H134V212H133ZM136 213H137V212H136ZM142 213H143V211H142ZM153 213H155V212H153ZM153 213H152V215H153ZM184 213H185V212H184ZM108 214H109V213H108ZM229 214H230V213H229ZM66 215H67V214H66ZM116 215H117V214H116ZM150 215H151V214H150ZM186 215H187V214H186ZM234 215H235V214H234ZM1 216H2V215H1ZM3 216H4V213H3ZM71 216H72V215H71ZM114 216H115V215H114ZM118 216H119V215H118ZM122 216H123V215H122ZM135 216H136V215H135ZM200 216H201V215H200ZM208 216H209V215H208ZM4 217H5V216H4ZM4 217H2L1 220H2ZM42 217H43V216H42ZM48 217H49V216H48ZM132 217H133V215H132ZM168 217H169V216H168ZM170 217H171V216H170ZM176 217H177V216H176ZM181 217H182V216H181ZM181 217H180V218H181ZM214 217H215V216H214ZM224 217H225V216H224ZM251 217H252V216H251ZM108 218H109V217H108ZM112 218H113V215H112ZM143 218H144V215H143ZM143 218H142V219H143ZM180 218H179V219H180ZM220 218H221V217H220ZM225 218H226V217H225ZM10 219H11V218H10ZM106 219H107V218H106ZM175 219H176V218H175ZM48 220H49V218H48ZM79 220H81V219H79ZM116 220H117V219H116ZM133 220H134V219H133ZM182 220H184V218H183ZM204 220H205V219H204ZM207 220H208V219H207ZM50 221H51V220H50ZM82 221H83V220H82ZM110 221H111V220H110ZM110 221H109V222H110ZM134 221H135V220H134ZM136 221H137V220H136ZM248 221H249V220H248ZM15 222H16V221H15ZM104 222H105V221H104ZM109 222L107 221L108 224H109ZM132 222H133V221H132ZM154 222H155V221H154ZM9 223H10V222H9ZM18 223H19V222H18ZM152 223H153V222H152ZM183 223H184V222H183ZM189 223H190V222H189ZM82 224H84V223H82ZM85 224H86V223H85ZM108 224L105 225V228L108 227ZM113 224H114V223H113ZM125 224H126V223H125ZM193 224H194V223H193ZM242 224H244V222H243ZM254 224H255V223H254ZM259 224H260V223H259ZM19 225H20V224H19ZM98 225H99V224H98ZM128 225H130V224H128ZM134 225H135V224H134ZM141 225H142V224H141ZM144 225H145V224H144ZM147 225H148V224H147ZM233 225H234V224H233ZM11 226H12V225H11ZM11 226H10V227H11ZM43 226H44V224H43ZM80 226H81V225H80ZM102 226H104V225L102 224ZM110 226H111V225L109 224V227H110ZM136 226H138V225H135L134 227H136ZM30 227H31V226H30ZM33 227H35V226H33ZM40 227H41V226H40ZM60 227H61V226H60ZM60 227H59V228H60ZM147 227H148V226H147ZM151 227H152V226H151ZM153 227H154V226H153ZM162 227H163V226H162ZM175 227H176V226H175ZM217 227H218V226H217ZM248 227H249V226H248ZM1 228H2V223L0 222V231H1ZM12 228H13V227H12ZM12 228H11V229H12ZM28 228H29V227H28ZM75 228H76V227H75ZM98 228H100V227H97V229H98ZM105 228H104V229H105ZM136 228H137V227H136ZM154 228H155V227H154ZM227 228H228V227H227ZM234 228H235V227H234ZM255 228H256V227H255ZM14 229H15V228H14ZM54 229H55V228H54ZM60 229H61V228H60ZM60 229H59V232H57V233L55 232V234H54L55 242H59V243H60V242H63V240L65 241V232L60 231ZM72 229H73V228H72ZM102 229H103V228H102ZM104 229H103V230H104ZM158 229H159V228H158ZM38 230H39V229H38ZM46 230H48V229H46ZM65 230H66V229H65ZM91 230H92V229H91ZM131 230H132V229H131ZM145 230H146V229H145ZM145 230H144V231H145ZM215 230H216V229H215ZM224 230H225V229H224ZM11 231H12V230H11ZM13 231H14V230H13ZM32 231H33V230H32ZM50 231H51V229H50ZM80 231H81V230H80ZM83 231H84V230H83ZM86 231H87V230H86ZM135 231H136V229H135ZM137 231H139V230H137ZM142 231H143V230H142ZM142 231H141V232H142ZM203 231H204V230H203ZM216 231H217V230H216ZM218 231L220 232V230H218ZM222 231H223V230H222ZM14 232H15V231H14ZM23 232H24V231H23ZM27 232H28V231H27ZM100 232L103 234V232L100 231V229H99V234H100ZM104 232H105V230H104ZM132 232H133V231H132ZM141 232L139 231V232H136V233L139 234V233H141ZM177 232H178V231H177ZM2 233H4V232H2ZM36 233H37V232H36ZM67 233H68V232H67ZM78 233H79V232H78ZM118 233H119V231H118ZM162 233H163V232H162ZM199 233H200V231H199ZM33 234H34V233H33ZM68 234H69V233H68ZM119 234H120V233H119ZM155 234H156V233H154V235H155ZM163 234H164V233H163ZM163 234H162V235H163ZM200 234H201V233H200ZM209 234H210V233H209ZM209 234H208V235H209ZM5 235H6V234H5ZM5 235H4V236H5ZM13 235H15V234L13 233ZM37 235H38V234H37ZM104 235H105V233H104ZM115 235H116V234H114V236H113V235L111 234V237L113 236V238H115ZM132 235H133V234H132ZM134 235L136 236V234H134ZM134 235H133V236H134ZM140 235H141V234H140ZM142 235H144V233H143ZM229 235H230V234H229ZM4 236H3V237H4ZM9 236H10V235H9ZM9 236H8V237H9ZM26 236H27V235H26ZM83 236H84V235H83ZM119 236H120V235H119ZM129 236H130V234H129ZM167 236H168V235H167ZM178 236H179V235H178ZM183 236H184V235H183ZM201 236H202V235H201ZM225 236H226V233H225ZM225 236H223V238H224ZM235 236H236V235H235ZM38 237H40V236L38 235ZM73 237H74V236H73ZM89 237H90V236H89ZM91 237H92V236H91ZM102 237H103V236H101V238H100V237H99V238L102 240ZM153 237H154V236H153ZM226 237H228V236H226ZM0 238H1V237H0ZM18 238H19V237H18ZM32 238H33V237H32ZM94 238H95V237H94ZM94 238H93V239H94ZM97 238H98V237H97ZM107 238H108V237H105V239H107ZM113 238H112V239H113ZM141 238H142V236H141ZM147 238H148V237H146V239H147ZM154 238H155V237H154ZM213 238H214V237H213ZM230 238H231V237H230ZM258 238H259V237H258ZM1 239H2V238H1ZM23 239H24V237H23ZM70 239H71V238H70ZM83 239H84V238H83ZM109 239H110V237H109ZM237 239H238V238H237ZM253 239H254V238H253ZM76 240H77V239H76ZM81 240H82V239H81ZM103 240H104V239H103ZM107 240H108V239H107ZM120 240H121V239H120ZM130 240H131V239H130ZM130 240H129V241H130ZM141 240H143V239H141ZM144 240H145V238H144ZM147 240H148L147 243H149V245H150V239H147ZM164 240H165V239H164ZM185 240H186V239H185ZM226 240H227V239H226ZM230 240H231V239H230ZM3 241H4V242H8L9 240H8V238H5V239H3ZM25 241H26V240H25ZM35 241H36V240H35ZM43 241H44V240H43ZM43 241H42V242H43ZM97 241H98V240H97ZM105 241H106V240H105ZM136 241H137V240H136ZM263 241H264V240H263ZM263 241H261V242H263ZM1 242H2V240H1ZM18 242H19V241H18ZM26 242H27V241H26ZM26 242H24V243L27 244L28 242H27V243H26ZM52 242H53V241H52ZM101 242H102V241H101ZM103 242H104V241H103ZM109 242H110V241H106V242H104V243L108 246V245L110 244ZM111 242H112V241H111ZM113 242H114V241H113ZM113 242H112V243H113ZM127 242H128V241H127ZM145 242H146V241H145ZM2 243H3V242H2ZM72 243H73V242H72ZM83 243H84V242H83ZM85 243H86V242H85ZM108 243H109V244H108ZM114 243H115V242H114ZM120 243H121V242H120ZM142 243H143V241H142ZM151 243H153V242H151ZM156 243H158V242L156 241ZM166 243H167V242H166ZM192 243H193V242H192ZM198 243H199V242H198ZM64 244H65V243H64ZM139 244H140V242H139ZM143 244H145V243H143ZM163 244H164V243H163ZM163 244H162V245H163ZM174 244H175V243H174ZM206 244H207V243H206ZM214 244H215V243H214ZM260 244H261V243H260ZM22 245H23V244H22ZM100 245H101V243H100ZM128 245H129V244H128ZM152 245H153V244H152ZM230 245H231V244H230ZM237 245H238V244H237ZM262 245H264V244H262ZM11 246H12V245H11ZM78 246H81V245L78 244ZM78 246H75V247H78ZM93 246H94V245H93ZM102 246H103V245H102ZM110 246H111V245H110ZM114 246H116V245L114 244ZM117 246H118V245H117ZM122 246H124V244H123ZM122 246H121V247H122ZM129 246H130V245H129ZM129 246H127V247H129ZM133 246H134V245H133ZM147 246H148V245H147ZM213 246H214V245H213ZM223 246H224V244H223ZM231 246H232V245H231ZM242 246H243V245H242ZM244 246H245V245H244ZM244 246H243V247H244ZM17 247H18V246H17ZM30 247H31V246H30ZM45 247H46V246H45ZM73 247H74V246H73ZM103 247H104V246H103ZM119 247H120V246H119ZM150 247H152V246H150ZM153 247H154V246H153ZM156 247H157V246H155V248H156ZM161 247L163 248V246H161ZM161 247L156 248V250H160ZM174 247H175V246H174ZM234 247H235V246H234ZM237 247H238V246H237ZM239 247H240V246H239ZM104 248H105V247H104ZM106 248H107V247H106ZM116 248H117V247H116ZM116 248H115V250H112V253H113V251H116ZM123 248H124V247H123ZM123 248H122V249H123ZM162 248H161V250H162ZM176 248H178V247H176ZM194 248H195V247H194ZM261 248H262V247H261ZM110 249H111V247H110ZM120 249H121V248H120ZM146 249H147V248H146ZM164 249H166V248L164 247ZM168 249H169V247H168ZM172 249H173V248H172ZM234 249L236 250V248H234ZM237 249H238V251H239V248H237ZM262 249H263V248H262ZM19 250H20V249H19ZM31 250H32V249H31ZM34 250H35V249H34ZM69 250H70V249H69ZM81 250H82V249H81ZM101 250H102V249H101ZM117 250H118V248H117ZM137 250H138V249H137ZM153 250H155V249L153 248ZM174 250H176V249H174ZM243 250H244V249H243ZM13 251H14V249H13ZM16 251H17V250H16ZM64 251H65V250H64ZM67 251H68V250H67ZM79 251H80V250H79ZM93 251H94V250H93ZM148 251H149V250H148ZM168 251H169V250H167V253H168ZM230 251H231V250H230ZM14 252H15V251H14ZM18 252H19V251H18ZM20 252H21V251H20ZM62 252H63V251H62ZM62 252H61V253H62ZM73 252H74V251H73ZM99 252H100V251H99ZM105 252H106V251H105ZM128 252H129V251H128ZM170 252H171V251H170ZM193 252H194V251H193ZM193 252H192V253H193ZM206 252H207V251H206ZM224 252H225V251H224ZM27 253H28V252H27ZM39 253H40V252H39ZM47 253H48V252H47ZM94 253H95V252H94ZM107 253H108V251H107ZM112 253H111V254H112ZM122 253H127V249H126V248L123 249V250H122ZM122 253H121V254H122ZM158 253H159V252H158ZM174 253H175V252H174ZM214 253H215V252H214ZM239 253H240V252H239ZM1 254H2V253H1ZM10 254H11V253H10ZM16 254H17V253H16ZM16 254H15V255H16ZM18 254H19V253H18ZM40 254H41V253H40ZM68 254H69V253H68ZM155 254H156V253H155ZM160 254H162V251H160ZM160 254H159V255H160ZM176 254H177V253H176ZM215 254H216V253H215ZM236 254H237V252H236ZM48 255H49V254H48ZM65 255H66V254H65ZM73 255H74V254H73ZM91 255H92V254H91ZM91 255H90V256H91ZM97 255H98V254H97ZM97 255H96V256H97ZM105 255H107V256H106L107 258H110V256H111L110 254H109V255H108V254H105ZM115 255H117V252H115ZM163 255H164V254H163ZM198 255H199V253H198ZM223 255H224V254H223ZM5 256H6V255H5ZM49 256H51V255H49ZM66 256H67V255H66ZM119 256H120V255H119ZM125 256H126V255H125ZM145 256H146V255H145ZM145 256H144L143 258H145ZM204 256H205V255H204ZM207 256H208V255H207ZM43 257L45 258V256H43ZM55 257H56V256H55ZM63 257H64V255H63ZM76 257H77V256H76ZM106 257H105V258H106ZM112 257H114V255H113ZM168 257H169V256H168ZM177 257H178V256H177ZM209 257H210V256H209ZM245 257H246V256H245ZM6 258H7V257H6ZM61 258H62V257H61ZM81 258H82V257H81ZM99 258H100V257H99ZM141 258H142V257H141ZM150 258H151V257H150ZM150 258H149V259H150ZM166 258H167V257H166ZM166 258H165V259H166ZM178 258H179V257H178ZM195 258H196V257H195ZM213 258H214V257H213ZM226 258H227V257H226ZM59 259H60V258H59ZM100 259H101V258H100ZM145 259H147V258H145ZM159 259H160V258H159ZM9 260H10V259H9ZM42 260H43V259H42ZM66 260H67V259H66ZM136 260H137V259H136ZM139 260H140V259H139ZM141 260H143V259H141ZM152 260H153V259H152ZM163 260H164V259H163ZM3 261H4V260H3ZM10 261H11V260H10ZM39 261H40V260H39ZM39 261H38V262H39ZM69 261H71V260H69ZM105 261H106V260H105ZM107 261H108V260H107ZM107 261H106V262H107ZM114 261H115V260H114ZM143 261H145V260H143ZM165 261H166V260H165ZM170 261H171V260H170ZM188 261H189V260H188ZM1 262H2V261H1ZM4 262H5V261H4ZM15 262H16V261H15ZM46 262H47V261H46ZM137 262H138V260H137ZM148 262H150V261H148ZM163 262H164V261H163ZM198 262H199V261H198ZM214 262H215V261H214ZM10 263H11V262H10ZM33 263H34V261H33ZM96 263H97V262H96ZM117 263H118V262H117ZM133 263H134V262H133ZM150 263H151V262H150ZM201 263H202V262H201ZM204 263H206V262H204ZM210 263H211V262H210ZM242 263H243V262H242ZM0 264H1V263H0ZM45 264H46V263H45ZM58 264H60V263L58 262ZM90 264H91V263H90ZM101 264H102V263H101ZM140 264H141V263H140ZM245 264H246V263H245Z\"/></svg>",
  "mask_w": 264,
  "mask_h": 264
}]
</instances>
